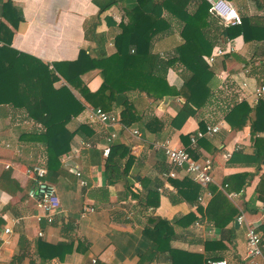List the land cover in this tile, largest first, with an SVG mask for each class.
<instances>
[{
	"label": "crops",
	"instance_id": "0c3cea01",
	"mask_svg": "<svg viewBox=\"0 0 264 264\" xmlns=\"http://www.w3.org/2000/svg\"><path fill=\"white\" fill-rule=\"evenodd\" d=\"M133 1L119 0L100 12L93 0H0V27L3 24L11 32L9 47L18 53L38 58L49 67L77 59L81 49L91 57L106 58L116 51L115 36L122 31L120 23L127 21V8ZM229 1L237 8L241 19L250 16L264 21V0ZM199 4V0H192L187 3L186 10H170L163 6L162 20L151 39V54L165 60L176 56L177 48L183 44L185 51H192L186 45L187 37L182 30L186 35L191 33L184 28V18L195 11ZM209 19L210 25L204 27L203 31L214 45L209 53L201 55L202 60L211 56L216 46L228 50L215 56L211 66L206 63L212 73L208 83L210 92L193 116L180 115L183 97L166 94L164 96L174 98L162 107L164 96L154 100L145 93L131 90L126 94L134 103L139 119L130 126L124 125L120 120L122 106L112 104L105 111L115 113L119 122L106 128L97 122H90L88 118L91 108H102L100 105L93 106L87 102L79 89L62 76L54 82L55 88L66 85L85 106L69 121L67 127L75 130L79 125H85L89 129H80L73 136L69 152L60 158L62 168L70 170L71 174L58 176L54 183L61 212L52 223L43 218L38 220L41 211L36 201L27 195L32 179L26 175L25 169L31 165L46 167L47 163L44 144L33 138L43 127L29 118L23 105L0 103V178L9 171L19 188L14 187L10 191L0 187V227L6 225L12 230L0 240V264H92V259H96V264H137L139 255L151 243L145 234L146 229L152 228L151 217L158 216L173 222L190 212L196 217L192 223L171 224L173 234L169 244L172 248L202 253L206 241L221 237L220 231L203 215L213 196L209 185L223 190V179L239 173L245 174V184L241 189L226 194L241 211L239 216H243V220L235 225L237 216L230 222L227 227H235V236L226 232L223 247H215L210 252L220 255L227 264H264L263 258H251L246 254L248 225L258 226L264 236V221L259 211L260 204L264 202L256 197V187L264 180V161L255 165L230 160L231 156L224 158V153L228 151L255 152L249 123L238 129L231 126L225 116L236 103L244 101L253 107L257 102L252 93L258 80L251 68L260 63L264 41L245 42L242 35L229 37L226 34L227 26L218 17L210 16ZM6 28L0 32L5 34ZM215 36L218 37L216 40ZM245 61L250 62L249 65L245 66ZM190 75L191 71L176 60L168 67L166 80L172 89L180 90ZM80 81L91 92L97 91L103 82L101 70L94 68L83 73ZM244 81L247 86L242 88L240 86ZM106 93L110 94L109 91ZM101 102L107 105L103 98ZM151 117L158 118L159 123L153 119L145 126ZM170 120L172 122L169 124ZM219 123L218 132L199 137L195 144L190 142V137L196 131ZM202 124L204 128H201ZM133 130H137L138 134H134ZM110 131L117 133L114 141L127 145L129 154L134 157L127 171L131 181L123 179L108 184L103 162L93 164L95 157L90 155L89 149L101 150ZM84 142L92 146L86 147ZM161 143L186 148L194 159L202 163L210 161L208 168L213 181L207 186L199 183L200 191L193 200L182 198L180 191L170 182V178L180 181L188 177L183 169L176 170V177L164 175L171 166L165 160ZM101 154L104 159L106 156ZM127 157L121 159V166L126 164ZM74 167L80 170L81 179L86 181L84 186L74 174ZM150 193H153L152 201L158 200L157 205L146 203ZM84 206L92 209L82 215ZM252 208L258 210L252 211ZM12 219H18V223H13ZM39 232L43 235L40 236ZM232 235L234 239L227 240ZM38 240L68 247L62 253V258L54 256L42 260L37 252ZM185 261V257H179V264H185ZM150 264H172L169 251L159 252Z\"/></svg>",
	"mask_w": 264,
	"mask_h": 264
},
{
	"label": "trees",
	"instance_id": "16d2710c",
	"mask_svg": "<svg viewBox=\"0 0 264 264\" xmlns=\"http://www.w3.org/2000/svg\"><path fill=\"white\" fill-rule=\"evenodd\" d=\"M191 1L134 0L127 8V21L120 23L122 31L115 36L116 51L114 53L106 58H94L81 49L77 59L55 63L53 67H49L36 57L18 53L9 47L11 32L1 24L0 30L6 28L7 32L5 34L0 32V40L3 41L0 45V103L14 102L16 105H23L29 118L43 127V130L36 132L33 138L41 141L46 149V173L43 176L45 180L54 184L58 176L71 174L70 170L62 168L60 158L69 152L73 136L82 128L89 129L85 125H79L75 130L67 127L69 121L77 116L85 106L66 85H61L59 88L53 86L60 76L78 88L84 99L93 106L100 105L102 109L107 110L112 104L121 105L120 120L126 126H130L139 119L134 103L126 94L131 90L145 93L154 100H160L166 94L183 97L184 103L180 115L185 116H193L201 103L205 102L210 92L208 83L212 73L201 55L209 53L214 45V42L210 41L206 32L203 31L204 27L210 25V16L211 18L214 16L209 11V2L199 0L200 4L195 11L184 18L186 22L184 28L186 27L191 33L186 35L184 30L182 32L187 37L186 45L191 47L193 52L190 49L185 51L183 48L186 47L185 44L177 48L176 56L165 60L150 52L151 39L162 20L163 6L165 5L170 10L173 8L186 10L187 3ZM93 2L99 7V11L103 12L117 4L119 0H93ZM110 24H112L111 21ZM226 34L229 37L242 35L245 42L264 41V21L245 16L240 24L227 26ZM217 38L215 36V40ZM260 57V63L251 68L258 82L264 76V52ZM176 60L191 71V75L185 80L180 90L172 89L166 80L167 69ZM249 63L245 61L244 65L247 66ZM94 68L101 70L103 82L97 91L91 92L82 85L80 76ZM102 98L107 105L104 102L100 103ZM225 118L231 126L238 129L249 123L255 147L253 153L234 151L229 159L255 165L261 164L264 161V99H259L253 107L244 101L236 103ZM152 120L157 123L160 121L156 117H151L145 122V126H148ZM171 122L170 120L169 124ZM201 128H204L203 124ZM88 152L95 157L93 164L103 162L104 176L108 179V184L123 179L127 182L131 181L130 177L129 179L127 177V171L134 157L129 154L127 145L113 141L110 144L109 154L104 159H102L100 149L91 148ZM126 155L128 156L126 164L121 166V159ZM188 177L180 181L177 178H170V182L177 187L182 198L193 200L200 191L201 185ZM244 184L245 174L241 173L225 177L222 182L223 190L208 184L213 196L203 215L214 228L220 231L221 237L217 240L206 241L204 252L172 248L169 244L173 234L171 224H190L196 219L193 213H187L173 222L155 216L150 218L152 228L145 230V234L151 241L150 246L139 255L137 264H150L163 250L169 251L172 264H179L180 256L185 257V264H210L209 261L221 260L220 255L211 254L210 251L215 247H223L226 232L235 234V227L227 226L241 213L230 201L226 192L239 190ZM0 187L10 191L14 187L19 189L9 171L2 174ZM151 197L153 198V193L146 197V203L157 205L158 200L152 201ZM256 197L264 202L263 179L256 187ZM251 210L257 211L258 209L252 208ZM257 230H260L259 227ZM233 235L227 240L232 241L235 236ZM67 247L44 240L37 241V252L42 260L54 256L62 258V253Z\"/></svg>",
	"mask_w": 264,
	"mask_h": 264
},
{
	"label": "built area",
	"instance_id": "2783aa9c",
	"mask_svg": "<svg viewBox=\"0 0 264 264\" xmlns=\"http://www.w3.org/2000/svg\"><path fill=\"white\" fill-rule=\"evenodd\" d=\"M209 2V11L212 15L218 17L223 25L232 26L241 23V15L239 14L237 8L229 0H206ZM227 47L229 45L227 44ZM227 49H223L221 46H216L213 49L212 55L209 57H204L206 63L211 66L215 56L223 54ZM247 71V70H246ZM247 83L244 81L241 83L242 88H245ZM253 97L255 101L259 99H264V76L256 84L253 90ZM90 122H97L104 127L108 128L113 125H116L119 122V117L112 113H109L103 110L100 107H92L89 116ZM220 130V123L215 125H207L205 130H198L195 134L190 137V142L195 144L199 137H204L207 135H213L214 133ZM134 134H138L137 130H133ZM117 133L110 131V133L105 137L104 144L101 145V150L104 156L109 154L110 144L116 138ZM84 146L90 147L91 143L84 142ZM160 147L163 149L166 162L171 166V169L168 173L164 174L169 177L177 176V169H183L185 174H187L195 182L200 183L202 186H207L212 183L213 176L209 171L210 161L206 160L204 163L194 159L186 148L170 146L165 143H161ZM78 152L77 149L74 150ZM231 156V152L228 151L224 153V158L228 159ZM66 164V162H65ZM76 167V166H75ZM74 167V173L79 177L80 184L85 185L86 181L81 179V172L79 169ZM25 173L28 177L32 179V185L27 190V195L33 198L36 201V206L41 211V214L38 216V220L42 218L45 219L48 223H52L55 219V216L61 212L60 199L57 193L55 184L45 180L43 176L46 173V167L44 165H31L25 169ZM202 204V198H198ZM92 207L84 206L82 215L86 212L91 211ZM259 211L262 214V219L264 221V203H261L259 206ZM0 216L1 213H0ZM243 220V216H239L237 221L240 223ZM13 223H18V219H12ZM256 225L249 224L246 230V254L251 258H263L264 259V237L257 230ZM11 227L4 225L0 227V240L11 233ZM40 236L43 235L42 232L38 233ZM210 264H226L225 260L219 261H209ZM92 264H96V259H92Z\"/></svg>",
	"mask_w": 264,
	"mask_h": 264
},
{
	"label": "water",
	"instance_id": "95a60500",
	"mask_svg": "<svg viewBox=\"0 0 264 264\" xmlns=\"http://www.w3.org/2000/svg\"><path fill=\"white\" fill-rule=\"evenodd\" d=\"M173 98H174V96H170V95L164 96L161 106H162V107L166 106L167 103H168L171 99H173ZM234 224L237 225V224H238V221L235 220V221H234Z\"/></svg>",
	"mask_w": 264,
	"mask_h": 264
}]
</instances>
